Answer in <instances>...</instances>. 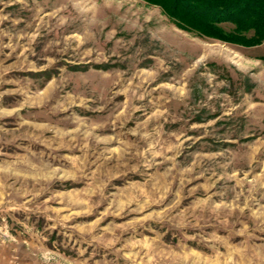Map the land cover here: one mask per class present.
Returning a JSON list of instances; mask_svg holds the SVG:
<instances>
[{
    "label": "rangeland",
    "instance_id": "374dc122",
    "mask_svg": "<svg viewBox=\"0 0 264 264\" xmlns=\"http://www.w3.org/2000/svg\"><path fill=\"white\" fill-rule=\"evenodd\" d=\"M0 264H264V37L0 0Z\"/></svg>",
    "mask_w": 264,
    "mask_h": 264
},
{
    "label": "trees",
    "instance_id": "16d2710c",
    "mask_svg": "<svg viewBox=\"0 0 264 264\" xmlns=\"http://www.w3.org/2000/svg\"><path fill=\"white\" fill-rule=\"evenodd\" d=\"M159 5L176 23L200 35L245 46L264 37V0H145ZM230 22L226 31L220 24ZM252 31V35L246 33Z\"/></svg>",
    "mask_w": 264,
    "mask_h": 264
}]
</instances>
